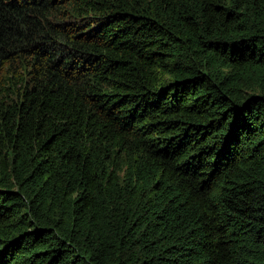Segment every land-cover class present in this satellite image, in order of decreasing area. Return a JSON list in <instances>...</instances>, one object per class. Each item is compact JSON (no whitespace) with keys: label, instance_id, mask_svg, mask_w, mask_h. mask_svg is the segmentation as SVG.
<instances>
[{"label":"trees","instance_id":"obj_1","mask_svg":"<svg viewBox=\"0 0 264 264\" xmlns=\"http://www.w3.org/2000/svg\"><path fill=\"white\" fill-rule=\"evenodd\" d=\"M0 264H264V0H0Z\"/></svg>","mask_w":264,"mask_h":264}]
</instances>
